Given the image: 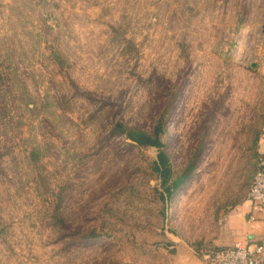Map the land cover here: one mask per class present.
Returning a JSON list of instances; mask_svg holds the SVG:
<instances>
[{
    "label": "rangeland",
    "instance_id": "1",
    "mask_svg": "<svg viewBox=\"0 0 264 264\" xmlns=\"http://www.w3.org/2000/svg\"><path fill=\"white\" fill-rule=\"evenodd\" d=\"M263 24L264 0H0V264L208 250L258 168ZM160 151L194 168L170 197Z\"/></svg>",
    "mask_w": 264,
    "mask_h": 264
},
{
    "label": "crops",
    "instance_id": "2",
    "mask_svg": "<svg viewBox=\"0 0 264 264\" xmlns=\"http://www.w3.org/2000/svg\"><path fill=\"white\" fill-rule=\"evenodd\" d=\"M257 156L264 157V124L257 138ZM264 233V208L244 199L219 220L208 240V249L240 247L256 242ZM198 245L180 243L176 246L174 264H213L197 250Z\"/></svg>",
    "mask_w": 264,
    "mask_h": 264
},
{
    "label": "built area",
    "instance_id": "3",
    "mask_svg": "<svg viewBox=\"0 0 264 264\" xmlns=\"http://www.w3.org/2000/svg\"><path fill=\"white\" fill-rule=\"evenodd\" d=\"M246 199L264 208V157L259 156L258 168L252 175ZM202 256L213 264H264V233L256 241L240 247L208 249Z\"/></svg>",
    "mask_w": 264,
    "mask_h": 264
},
{
    "label": "trees",
    "instance_id": "4",
    "mask_svg": "<svg viewBox=\"0 0 264 264\" xmlns=\"http://www.w3.org/2000/svg\"><path fill=\"white\" fill-rule=\"evenodd\" d=\"M116 129L118 132L125 133V136L128 139L135 142L139 146L154 147L159 150H161L163 147L158 137V130H155L153 136H150L141 132L132 134L131 132H127L126 129H124L121 125H117ZM152 166L153 170L157 172L161 180V187L165 193V196L168 197L171 196L172 191L177 189L188 178L190 172L194 170L193 165L189 166L188 169L182 173V175L174 177L170 167L169 159L167 155L161 151L158 153L157 160L152 164Z\"/></svg>",
    "mask_w": 264,
    "mask_h": 264
},
{
    "label": "water",
    "instance_id": "5",
    "mask_svg": "<svg viewBox=\"0 0 264 264\" xmlns=\"http://www.w3.org/2000/svg\"><path fill=\"white\" fill-rule=\"evenodd\" d=\"M262 32H264V24L262 25ZM256 66H257L256 63L251 62L247 64V69L249 71H254Z\"/></svg>",
    "mask_w": 264,
    "mask_h": 264
}]
</instances>
